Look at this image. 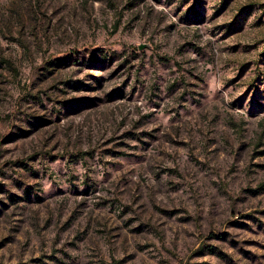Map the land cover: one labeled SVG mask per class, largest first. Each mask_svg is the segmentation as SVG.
Segmentation results:
<instances>
[{
    "label": "rangeland",
    "instance_id": "obj_1",
    "mask_svg": "<svg viewBox=\"0 0 264 264\" xmlns=\"http://www.w3.org/2000/svg\"><path fill=\"white\" fill-rule=\"evenodd\" d=\"M0 264H264V0H0Z\"/></svg>",
    "mask_w": 264,
    "mask_h": 264
}]
</instances>
